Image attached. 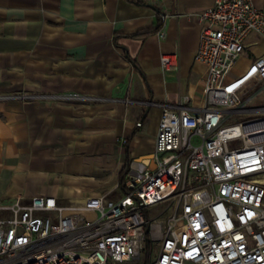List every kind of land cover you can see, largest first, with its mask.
I'll list each match as a JSON object with an SVG mask.
<instances>
[{"label": "crops", "instance_id": "obj_1", "mask_svg": "<svg viewBox=\"0 0 264 264\" xmlns=\"http://www.w3.org/2000/svg\"><path fill=\"white\" fill-rule=\"evenodd\" d=\"M214 1L0 0V202L122 196L127 161L133 173L155 151L162 111L144 103L202 98L198 14ZM159 18L158 33L133 37ZM262 43L247 38L235 73ZM173 53L179 70L164 73ZM20 94L38 98L5 97Z\"/></svg>", "mask_w": 264, "mask_h": 264}, {"label": "built area", "instance_id": "obj_2", "mask_svg": "<svg viewBox=\"0 0 264 264\" xmlns=\"http://www.w3.org/2000/svg\"><path fill=\"white\" fill-rule=\"evenodd\" d=\"M198 17L202 98L144 103L162 111L155 151L122 196L0 202V264H122L148 245L150 264H264V107H248L264 57L235 73L247 38L264 39V10L215 0ZM161 70L178 71V54L162 55Z\"/></svg>", "mask_w": 264, "mask_h": 264}, {"label": "rangeland", "instance_id": "obj_3", "mask_svg": "<svg viewBox=\"0 0 264 264\" xmlns=\"http://www.w3.org/2000/svg\"><path fill=\"white\" fill-rule=\"evenodd\" d=\"M264 44L262 43V45H260V47L258 49H256V51H260V49H263ZM246 66V62L245 61H241L239 63V65L237 66V69H240L241 71H243V69ZM251 95H255V97L248 103V107L249 108H260V107H264V86L263 85H257L254 89H252L249 92V97ZM153 247V248H152ZM151 247V251L149 252V255L147 254V250L142 252L140 257L129 261V262H125L122 264H150V261L154 260L156 257V246H152Z\"/></svg>", "mask_w": 264, "mask_h": 264}, {"label": "trees", "instance_id": "obj_4", "mask_svg": "<svg viewBox=\"0 0 264 264\" xmlns=\"http://www.w3.org/2000/svg\"><path fill=\"white\" fill-rule=\"evenodd\" d=\"M129 2L136 4V5H143L145 4L144 0H128ZM163 25V20L161 18L158 19L157 24H155L151 29H147L144 31H141L140 33L133 35V37H145L151 34H155L158 33ZM129 167H130V162L127 161L125 168L122 171V175H121V186L123 187L124 184V178L127 174V172L129 171ZM151 251V247L150 245H148L147 247V254L149 255V252ZM148 264V263H147Z\"/></svg>", "mask_w": 264, "mask_h": 264}, {"label": "bare ground", "instance_id": "obj_5", "mask_svg": "<svg viewBox=\"0 0 264 264\" xmlns=\"http://www.w3.org/2000/svg\"><path fill=\"white\" fill-rule=\"evenodd\" d=\"M260 179H261L260 182L264 184V176H262Z\"/></svg>", "mask_w": 264, "mask_h": 264}]
</instances>
